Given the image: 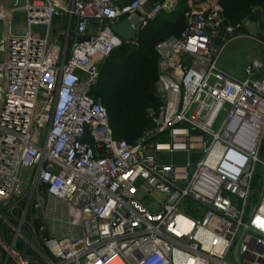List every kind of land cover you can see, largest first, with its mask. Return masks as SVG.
Instances as JSON below:
<instances>
[{
    "label": "built area",
    "instance_id": "obj_1",
    "mask_svg": "<svg viewBox=\"0 0 264 264\" xmlns=\"http://www.w3.org/2000/svg\"><path fill=\"white\" fill-rule=\"evenodd\" d=\"M151 1L0 0V264H264V62L217 66L232 39L264 45L255 23L188 9L155 48L160 105L132 143L93 95L139 43L112 26L179 4ZM41 197L64 206V236L36 229Z\"/></svg>",
    "mask_w": 264,
    "mask_h": 264
},
{
    "label": "trees",
    "instance_id": "obj_2",
    "mask_svg": "<svg viewBox=\"0 0 264 264\" xmlns=\"http://www.w3.org/2000/svg\"><path fill=\"white\" fill-rule=\"evenodd\" d=\"M129 3L132 0H119ZM162 0H152L149 7ZM221 10L224 25L235 26L244 20L257 23L264 31V0H211ZM188 0H181L170 14H159L139 32L136 48L123 46L105 61L93 91L107 112L113 138L134 142L149 127L148 109L158 108L155 97L157 79L156 46L168 37L178 36L185 27Z\"/></svg>",
    "mask_w": 264,
    "mask_h": 264
},
{
    "label": "rangeland",
    "instance_id": "obj_3",
    "mask_svg": "<svg viewBox=\"0 0 264 264\" xmlns=\"http://www.w3.org/2000/svg\"><path fill=\"white\" fill-rule=\"evenodd\" d=\"M210 3L211 0H190L187 3V9L206 8ZM54 26H56V21H54ZM258 40L264 41L261 37ZM261 52H264V45L254 40L241 38L239 40H232L224 45L219 55L217 66L232 77L242 79L244 77V68L248 63L247 61L256 57ZM157 102L158 105H160L159 99H157ZM157 109L158 108L154 110L156 111ZM43 198L46 199L44 207H40L35 211V213L40 217H38L37 221L35 222L36 229L39 230L45 226V231L43 230V234L46 237L65 235L64 232L68 231V227L65 222V216L63 215L64 206L61 203L60 206H56L54 204L51 205L50 202H48L47 197ZM44 209L47 218L44 215ZM54 218H56V221ZM52 219L54 222H52Z\"/></svg>",
    "mask_w": 264,
    "mask_h": 264
},
{
    "label": "water",
    "instance_id": "obj_4",
    "mask_svg": "<svg viewBox=\"0 0 264 264\" xmlns=\"http://www.w3.org/2000/svg\"><path fill=\"white\" fill-rule=\"evenodd\" d=\"M131 25H133V29H131ZM112 31L122 38L125 41L130 40L134 37L135 31H141L140 23L136 18H131L130 20H123L120 23L112 26ZM247 31L251 34L258 35L264 40V31L258 28L255 24H251L247 27ZM224 38V33L219 32L216 39L213 41V45L219 47L221 45L222 39ZM165 161V160H164ZM40 201L43 203L44 198L41 197Z\"/></svg>",
    "mask_w": 264,
    "mask_h": 264
},
{
    "label": "crops",
    "instance_id": "obj_5",
    "mask_svg": "<svg viewBox=\"0 0 264 264\" xmlns=\"http://www.w3.org/2000/svg\"><path fill=\"white\" fill-rule=\"evenodd\" d=\"M178 1V3H180L181 2V0H177ZM190 0H188V2H189ZM187 2V3H188ZM240 38H236V39H232V40H239ZM232 40H230V41H232ZM248 40H251V39H248ZM230 41H228V42H230ZM227 42V43H228ZM252 59H258V60H261L262 62H264V52H261L259 55H257L256 57H254V58H252ZM251 59V60H252ZM250 61V60H249ZM249 61H247V62H249ZM246 62V63H247ZM45 201H46V199H44V202L42 203L41 202V207H44V203H45ZM48 202H50V204L52 205V204H54V205H56V206H60V203L59 202H56L55 200H53V199H51V198H48ZM54 212H56V211H54ZM44 215H45V217L47 218V216H46V213H45V209H44ZM39 217V216H38ZM40 218V217H39ZM54 220L56 221V218H54ZM52 222H54L53 221V219H52ZM43 229L42 230H44L45 229V226H43L42 227ZM45 231V230H44ZM64 234H66V232H64ZM62 236H64V235H62ZM62 236H56L57 238H59V237H62Z\"/></svg>",
    "mask_w": 264,
    "mask_h": 264
}]
</instances>
